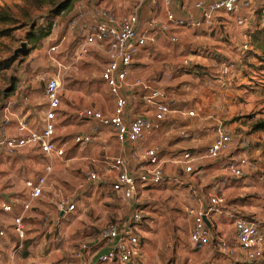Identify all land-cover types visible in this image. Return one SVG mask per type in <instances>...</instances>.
<instances>
[{
    "label": "rangeland",
    "instance_id": "1",
    "mask_svg": "<svg viewBox=\"0 0 264 264\" xmlns=\"http://www.w3.org/2000/svg\"><path fill=\"white\" fill-rule=\"evenodd\" d=\"M61 1L54 0V8L43 0H0V15H7L4 21L0 19V124L3 110L7 102L11 101L15 103L12 111L17 117L24 116L27 112L31 126L40 129L47 109L43 95L45 84L52 76L58 75L61 80V106L55 125L56 137L63 144L65 154L53 159V170L48 178L46 192L41 199L32 203L28 211H40L41 214L44 211H55L56 197L53 192L59 190L76 203L69 219L77 218L75 221L79 222L96 217L94 221L97 224L84 226L83 230H78L83 232L70 236L72 242L67 244V248L71 250V254L72 251L79 250L82 244H89V250H94L92 241L99 235V226L105 222L114 223L113 220L110 221L111 211H123L124 217H129L137 206L144 215L139 226L143 251L138 254L134 264H197L200 259L208 257H215L218 264H244L219 254L216 247V252L214 249L201 251L188 237L193 226L191 209L200 201L205 204L208 193L223 199L219 204L220 213H223L220 233L224 234L227 241L233 242V230L230 222L225 219V212L221 210L238 213L258 226L264 225V180L260 176L264 172V63L251 41L255 30L264 27V13L259 10L261 1H255L245 27L237 29L230 23L229 31H224L228 34L229 46H233L234 40L237 45L242 42L247 45L248 50L238 54L236 59L225 55L228 57L226 58L220 53L216 60L210 56L212 52L215 53L212 51V44L220 39L217 36L208 38V33L200 29L197 33L199 39L195 40L194 34L189 32L192 38H187V34L178 45L166 40L158 44V52L150 56L149 51L144 52V60H135L133 78L127 79L128 84L138 79L149 83L152 77L155 81H162L168 69L170 86L161 88L167 92L169 100H174L178 109L194 111L201 116V111L195 110L194 106L199 102L206 112L201 123L197 117H193L190 119L191 124L177 126L176 129L181 134L177 135L180 136L179 142L184 145L173 151L166 147L160 149L163 157L165 155L169 159H175L183 151L182 148L189 146L192 139L198 144L195 152L203 153L213 140L218 126L229 131L231 144L228 152L218 158L201 160L198 164L201 167L195 166L199 170L194 174H187L178 164L167 162L164 167L171 181L139 188L135 198L129 201L123 200L109 189L111 178L105 177L101 183H88L85 178L89 170L104 172V161L107 158L125 155L132 173H136L139 165L138 160L130 156L129 148L125 150V154L121 152V146L115 142L108 129L96 130L93 123L75 117L77 110L87 107L100 109L108 114L113 111V100L100 80L105 62L104 54L102 51L92 50L83 61L69 68L71 52L76 46L73 40L75 35L73 39L69 36L57 53L50 52V48L67 35L69 22L80 12H86L88 19L97 10H101L99 8H108L119 16L134 0H72V6L56 16L51 10L56 9ZM197 1L210 0H188V3L194 7ZM50 23L52 28L49 35L32 42L33 38L48 33ZM241 35L244 36L243 40ZM197 48L204 49L202 55L197 53L201 58L215 60L216 63L227 60L232 65L224 89L219 87L216 68L211 63L206 67L192 63L190 72L178 71L181 66L178 63L180 58L190 55ZM18 83L23 86L20 92L16 90ZM122 94L129 101L130 108L141 105V89L124 90ZM23 96L28 98L27 103ZM182 105L184 106L181 108ZM259 124L262 127H257ZM78 135H90L92 142L78 145L74 142ZM170 142L167 139L165 146ZM242 143L245 144L244 147ZM144 147L149 148V137ZM241 156L249 159L250 166L244 169L242 178L232 179L227 175V164ZM45 162L42 155L31 149L12 156L0 154V198L12 203L14 209L13 213L0 215V224L8 229L11 242H17L12 223L15 214L21 211L26 196L24 181L37 176ZM222 179L225 183L216 188V183ZM33 224L38 226L37 222ZM60 246V242L56 244V248H61ZM26 251L24 248L16 256H23ZM51 251L52 248L47 245L43 249L44 254ZM238 259L237 257V261Z\"/></svg>",
    "mask_w": 264,
    "mask_h": 264
},
{
    "label": "built area",
    "instance_id": "2",
    "mask_svg": "<svg viewBox=\"0 0 264 264\" xmlns=\"http://www.w3.org/2000/svg\"><path fill=\"white\" fill-rule=\"evenodd\" d=\"M147 0H137L142 4ZM156 9L160 4L164 7V21L150 19L146 22L143 31L139 30L138 6L135 12L116 18L106 10H97V16H102L101 21L87 22L84 14L79 13L69 22V31L75 35L76 46L71 52L70 66L74 67L83 61L92 50L102 51L105 62L100 73V80L105 85L113 100V111L107 114L95 108H83L75 112L78 120L93 123L96 130L108 129L115 142L121 147H129L131 156L138 160L136 173H132L127 161L122 156L107 158L104 172L89 170L86 172V181L89 183H101L103 178H111L110 190L125 200L134 199L139 188L152 185H160L167 182V173L164 168L166 163L160 148L144 147L149 135L157 132L161 123L167 121L173 114L187 118L196 117L194 111L178 109L174 100H169L168 94L160 87H153L143 80H135L127 83V77L132 71L137 56L146 49L149 42V32L154 30L167 35L171 44H178V31L196 30L201 27L211 31L218 19H230L234 27L241 29L245 27L252 14L254 0H212L209 2L197 1L194 9L199 13V18H178L172 10L173 0H148ZM185 11L186 7L181 6ZM259 10L264 13V0L259 4ZM66 41L63 36L56 45L50 48V52L57 53ZM204 49H198L201 54ZM247 45L240 46V52L247 51ZM232 65L223 60L217 64V83L219 87L225 88L231 73ZM191 70V62L184 60L178 71ZM141 89L142 102L149 113V106L153 111V118L142 114L132 113L127 116L126 109L128 100L123 96L124 90ZM23 89L18 83L16 90ZM61 80L59 76H52L45 84L43 95L47 109L44 113L40 129L31 126L26 116L17 117L13 113L15 103L7 102L0 124V154L12 156L26 149L36 150L42 155L46 162L42 171L35 177L26 178L24 187L26 196L21 205V211L13 217L12 230L17 239L12 251L20 247V243L26 238V227L24 217L31 208L32 203L41 199L48 186V178L53 170V159L60 158L65 154L64 147L56 140V116L61 106ZM25 103L28 98L23 96ZM131 113V112H130ZM12 127V131L10 128ZM95 130V131H96ZM78 145H88L92 142L90 135H78L74 138ZM231 135L229 131L218 126L214 132V138L203 153L193 151H182L175 157L174 163L178 164L185 173L194 174L199 162L203 159L214 160L229 150ZM245 144L242 143V147ZM249 159L245 156L231 160L227 164V175L232 179H239L243 171L249 168ZM198 167H201L198 165ZM264 180V172L261 173ZM169 179V178H168ZM176 177H174V180ZM225 181L219 180L216 187L223 185ZM82 185H80V188ZM56 197L55 211H44L39 218V226L49 230L58 236L61 231L63 218L74 212L75 201L67 195L53 192ZM222 197L209 194L205 204L196 208L193 214V226L189 238L198 246H206L214 242L217 252L223 256H233L239 252L240 260L245 264H264V225L247 220L238 213L224 211L226 219L230 222L233 230V242L230 243L220 235H215L206 225L207 218L213 213H220L219 204ZM13 204L8 200L0 198V215L13 213ZM144 215L136 206L130 218L122 223H107L99 229V235L93 241V245L101 244L103 248L97 251L96 258L99 263L134 264L136 257L142 252V242L139 237V226ZM9 241L8 229L0 224V252ZM90 249L89 244H82L74 254L82 258ZM237 250V251H236ZM4 264H11L6 261Z\"/></svg>",
    "mask_w": 264,
    "mask_h": 264
},
{
    "label": "crops",
    "instance_id": "3",
    "mask_svg": "<svg viewBox=\"0 0 264 264\" xmlns=\"http://www.w3.org/2000/svg\"><path fill=\"white\" fill-rule=\"evenodd\" d=\"M210 1H212V0H210ZM255 1L256 0H254V2ZM137 6H138L137 13H138L139 22H140V26H139L140 31H143L145 29L146 22L150 19H156L159 22L164 21V7H163V5L160 4L156 9H154V7L151 5V3L148 0L145 1L144 3L140 4V5L138 4L137 0H134V3L132 2L131 6L129 5L127 7L126 11H124L123 14H119V16H117V13H115L113 10H110L108 8L107 9L99 8V9L106 10V11L110 12L111 14H113L116 18L119 19L121 17L127 16V15L135 12V9ZM181 6H185L186 10L185 11L181 10ZM99 7H101V6H99ZM172 10H173L175 16L178 18H187V17H193L196 19L199 18V13L194 9L193 5L192 6L189 5L188 0H183L182 2H181V0H173L172 1ZM80 13L84 14L85 20L87 22L101 21L103 19L102 16H100V15L97 16V11L94 15H91L88 19H87L86 12H80ZM146 17H148V18L144 22ZM229 20L228 19H226V20L218 19L217 22H215L217 24L215 25V27L211 31L206 30V28H204V27H201V28L196 29V30L178 31V32H176V34L178 36L179 43L181 42V40H183L185 38V36L189 32L194 34L193 38L195 40L199 39V37L197 36L198 30L203 29L204 31H206L208 33L207 34L208 38L210 36L211 37L217 36L220 39L219 41L215 42L216 44H212L213 45L212 51H215V53L212 52L210 54V56H213L216 60V56L218 57V53H220V55H224V56L226 55L228 57L233 56L232 58L236 59L238 54L239 55L242 54V52H240V46L244 43L242 42L240 45H237L236 41L234 40V42L232 43L233 46L232 47L229 46V44H228L229 40H228V36H227L228 34H225V32H224V31H227V32L229 31V28L231 26L230 23L233 24L232 22H230L231 20L230 21ZM66 34H67V35H65L66 40H67V38H69V36H71V38L73 39L74 34H71L69 29L66 30ZM221 34L223 36H221ZM190 35L191 34H188L187 38H190V37L192 38V36H190ZM241 38L243 40L244 36L241 35ZM166 40L168 43H170L167 35L162 34L160 32H157V31H154V30L150 31L149 32V42L147 43V47L145 50H143L137 56L136 62L144 60V58L142 56L143 54H145L144 52L147 53L149 51V56L152 53L158 52L159 51L157 49L158 44H160ZM178 44H175V45H178ZM198 49H200V48H197L194 52L191 51L190 55H186V56H183L182 58H180L178 63L182 64V62L184 60H189L191 62V64L193 63L195 66L199 65L200 67H206L208 63H211V65L216 68V73H217L218 62L216 63L215 60L211 61V60H208L206 58H201L202 54L201 55L197 54ZM233 50H234V53H233ZM195 52H196V55H195ZM228 57H226V58H228ZM129 75H128L127 79L129 77H130V79H132L133 78L132 77L133 71H131L129 73ZM169 77H171V76H169V70L167 69L163 75L162 81L157 80V81H159V82H157V81H155V78L152 77V79L149 80V84L151 86L157 87V88L158 87L161 88V87H165V86L169 87L170 86L169 85L170 79H168ZM140 104L142 105L143 102H140ZM141 105H139L138 108L134 107L132 109V108H130L129 101H128V105H127V109H126L127 116H130V114L135 113L138 115L139 114L145 115V116L149 117V119H152L153 118L152 108L149 106V113H147V112H145L146 106L143 104V107H141ZM183 106L184 105H182L181 108ZM194 106H195V110L201 111V116H199V114L196 115V117L199 119V123H201L204 120V115L206 113L204 106L202 103H199V102L196 103ZM184 111H185V109H184ZM103 112L107 113L106 111H103ZM24 116L28 117V113L26 112ZM190 119H192V118H187L185 116L173 114L167 121L161 123V127L157 132H154L153 134L149 135V148L150 147H158L162 150L163 148L165 149V147H166L169 150L172 149L171 151H173L174 149H176L178 147L180 149L184 145V143L179 142L180 136H177V135H181V134H180L179 130H177L176 128L179 125L191 124ZM183 129H185V127H183ZM10 130L12 131V127L10 128ZM192 134H193V132H191V135ZM173 137H176V138L174 140H171ZM167 139L170 140L172 143L171 142H170V144L167 143L165 146V141ZM56 140L58 143H60L58 141L57 137H56ZM195 143H196V140L192 139L190 144H188L189 146L182 148L181 150H183V151L189 150V151L195 152L196 149L198 148V144L197 143L195 144ZM168 144H169V147H167ZM61 145L63 146V144H61ZM127 148H129V147H127V146L121 147V152H123L125 154V150H127ZM130 156H131V154H130ZM122 157L125 158V160L127 161V164H128V160L125 157V155ZM164 159H165L166 163L170 162L171 164H176V163H174V159H169L165 155H164ZM166 163H164V164H166ZM166 173H167V176L169 178V176H170L169 173L168 172H166ZM167 181L169 182L171 180L168 179ZM217 183H216V185H217ZM101 189L102 188H99L98 190H101ZM109 189H110V187H109ZM25 195H26V193H25ZM207 195H209V193ZM200 205H201V201H200V203H198L196 205L195 208H198ZM195 208L191 209V214L195 210ZM221 209H222V206H221ZM100 212L105 213V211H99V213ZM221 212H224V211L221 210ZM72 214H73V212L63 218L60 234L58 236H55L49 230H44L39 226V218L41 215L40 211H27L25 214V217H24V224L26 227V234H27L26 238L22 241V243H20V247L16 251H12V248H13L15 242H11L10 240L6 241L4 250L2 252H0V264H4L6 261H10L11 264H119V263H99L97 261L96 253L98 250L103 248V246H101V244L100 245L99 244H96V245L92 244V246L94 247V250L88 251L82 258L75 257V254H74L75 250L72 251L73 254H71V250L67 248L68 247L67 244H69V242H72V238H70V236L74 235V233H76V232H83V231H78V230H83L84 226H88V225L93 226V225L97 224V222L94 221V219L96 217L92 220L88 218V219H85V221L83 219V221L78 222V221H75L77 218H75L73 220L69 219L70 216L72 217ZM222 214L223 213H213L212 215H210L206 220V225H208L210 227L211 232H213L215 235H220L223 238H225L224 234L220 233L221 232L220 228L222 227V223H221V220H222L221 215ZM109 215L112 217V219L110 221L113 220L116 223H122V222L124 223L131 216L130 215L129 217H127V215H126V217H124L125 215L123 214V211H111L109 213ZM83 216H85V214H83ZM35 222L38 223L37 227L35 224H33ZM98 222H101V220H99ZM104 225H106V222L101 224L99 226V228H101ZM189 241H190V238H189ZM59 242L61 244V246H60L61 248H56V244H59ZM230 243H232V242H230ZM46 245L52 248V251L49 252L48 254H44V252H43V249L45 248ZM196 246L200 247L201 251H211V249H214V251L216 252V250H215L216 246H215L214 242H212L206 246H198V245H196ZM24 248L27 249L25 255L17 257L16 253L19 254L21 252V250H23ZM142 251H143V245H142ZM237 257L239 258L238 261H237ZM227 258L228 259H234V260H236V262H242L240 260L239 252H236L232 257L230 256ZM197 264H218V263H217V260L215 259V257H208V258L200 259V261ZM223 264H231V263L230 262H224Z\"/></svg>",
    "mask_w": 264,
    "mask_h": 264
},
{
    "label": "trees",
    "instance_id": "4",
    "mask_svg": "<svg viewBox=\"0 0 264 264\" xmlns=\"http://www.w3.org/2000/svg\"><path fill=\"white\" fill-rule=\"evenodd\" d=\"M43 2L47 3V4H52L53 7L55 8L54 0H43ZM71 2H72V0H62L61 2H59L58 6L56 5V9L51 10V12L54 11L55 15L57 16L60 14V12L69 9L72 6ZM0 19H2L4 21L5 19H7V15L1 14ZM51 28H52V23H50L48 25V33L45 32V33L41 34L40 37L35 38V39L33 38L31 41L33 42L37 39H42V38L47 37V35H49V30ZM251 41L255 45V48L260 52L261 59H262L261 61L264 63V27H262L258 30H255V32L251 36ZM1 69L2 68H0V70ZM257 127H262V126H260V124H259ZM263 129H264V126H263Z\"/></svg>",
    "mask_w": 264,
    "mask_h": 264
}]
</instances>
